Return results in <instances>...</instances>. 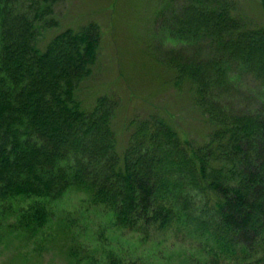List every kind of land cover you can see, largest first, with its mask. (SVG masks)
<instances>
[{"label":"trees","instance_id":"1","mask_svg":"<svg viewBox=\"0 0 264 264\" xmlns=\"http://www.w3.org/2000/svg\"><path fill=\"white\" fill-rule=\"evenodd\" d=\"M56 1L0 0L2 218L35 237L53 201L73 188L121 229L170 234L189 264H264V25L247 23L235 0H181L167 17L179 0L165 6L161 29L181 46L165 63L177 86L189 80L212 130L199 143L160 114L136 116L121 153L117 99L99 95L88 106L78 93L98 60L100 24L40 45L58 25L49 17ZM244 75L254 95L240 107L232 90ZM108 259L123 264L114 253Z\"/></svg>","mask_w":264,"mask_h":264},{"label":"rangeland","instance_id":"2","mask_svg":"<svg viewBox=\"0 0 264 264\" xmlns=\"http://www.w3.org/2000/svg\"><path fill=\"white\" fill-rule=\"evenodd\" d=\"M235 1L236 12L247 23L264 25L258 0ZM170 2L173 0H57L49 17H55L58 25L47 27L39 40L43 47L69 27L79 29L92 21L100 24L98 60L78 93L88 106L99 95L117 99L114 127L121 153L130 140L129 122L136 116L160 114L199 143L205 142L212 130L195 104L189 80L177 86L175 70L165 63L169 51L181 48L179 41L161 29L157 18ZM172 5L165 11L166 17L179 12L183 1ZM251 79L244 75L234 82L231 101L235 105L252 103ZM52 204L50 220L31 238L13 231L12 221L2 218L0 204V264H106L110 253L118 255L123 264H189L185 247L170 234L153 238L121 229L109 213L91 205L83 191L68 189Z\"/></svg>","mask_w":264,"mask_h":264}]
</instances>
